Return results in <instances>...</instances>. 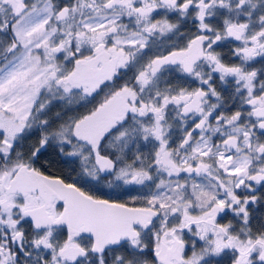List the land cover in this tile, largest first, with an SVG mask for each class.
Listing matches in <instances>:
<instances>
[{
    "label": "snow or ice",
    "instance_id": "6c2138e0",
    "mask_svg": "<svg viewBox=\"0 0 264 264\" xmlns=\"http://www.w3.org/2000/svg\"><path fill=\"white\" fill-rule=\"evenodd\" d=\"M258 188L264 0H0V264H264Z\"/></svg>",
    "mask_w": 264,
    "mask_h": 264
},
{
    "label": "flooded vegetation",
    "instance_id": "af4514ba",
    "mask_svg": "<svg viewBox=\"0 0 264 264\" xmlns=\"http://www.w3.org/2000/svg\"><path fill=\"white\" fill-rule=\"evenodd\" d=\"M256 67H261V65L259 64ZM168 79L171 80L173 84L179 83V84H182V85L188 86V87H197L198 86V82L188 81L187 83H185V81L183 79H180L178 76H169ZM216 87H217L218 91H221L222 94L225 95V97H227L228 93L224 92V85H222L218 79L216 81ZM229 87L231 88V86H229ZM95 194H96V192H95ZM139 194H140L139 192H132L130 195H139ZM257 194L264 197V189L258 188ZM96 195H100V196H103V197L109 198V199H118L120 201H125V199H127V200L130 199V195H125L123 193H119V190H116L114 192L112 189H108L107 187H105L104 190L103 189L99 190V193ZM253 214L255 216L264 217V204H257L255 206H253ZM228 221H231L233 224L237 223V221L233 218V216L231 214H229L226 217V219L222 222H228ZM149 258H151V255H149ZM225 264H227L226 258H225Z\"/></svg>",
    "mask_w": 264,
    "mask_h": 264
},
{
    "label": "trees",
    "instance_id": "16d2710c",
    "mask_svg": "<svg viewBox=\"0 0 264 264\" xmlns=\"http://www.w3.org/2000/svg\"><path fill=\"white\" fill-rule=\"evenodd\" d=\"M182 31H184L185 33H187V32H189V31H191V32H194L195 31V28H194V26H193V24H192V22L191 21H189L188 22V24L186 25V26H182ZM230 46H232V45H230ZM229 46V47H230ZM229 47H222V48H219V49H217L218 51H221L224 55H225V58H226V61L227 62H236L235 61V58H231L230 56H229ZM259 65V64H258ZM258 65H256V66H258ZM130 75V74H129ZM91 105H89V107H90ZM80 111H85V109H83V108H81V109H79ZM54 111H60V109L59 108H57V109H55ZM70 115L72 114V113H69ZM34 139H35V137H32L27 143H32V142H34ZM61 167H63L64 168V170L66 171V172H70L71 171V167H69L68 165H62ZM53 171L55 172L56 171V169H53ZM105 188H103V190H104ZM99 193V191H97L96 192V194H98ZM103 193V192H102ZM127 199H125V201H126Z\"/></svg>",
    "mask_w": 264,
    "mask_h": 264
}]
</instances>
